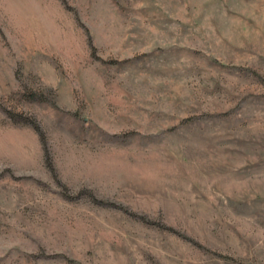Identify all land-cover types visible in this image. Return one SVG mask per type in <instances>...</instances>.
<instances>
[{
    "label": "rangeland",
    "instance_id": "374dc122",
    "mask_svg": "<svg viewBox=\"0 0 264 264\" xmlns=\"http://www.w3.org/2000/svg\"><path fill=\"white\" fill-rule=\"evenodd\" d=\"M0 264H264V0H0Z\"/></svg>",
    "mask_w": 264,
    "mask_h": 264
}]
</instances>
